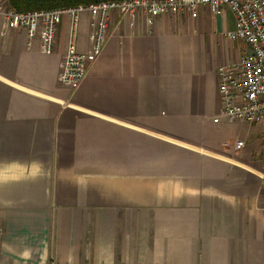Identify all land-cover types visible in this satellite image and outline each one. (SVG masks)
<instances>
[{"label":"crops","instance_id":"1","mask_svg":"<svg viewBox=\"0 0 264 264\" xmlns=\"http://www.w3.org/2000/svg\"><path fill=\"white\" fill-rule=\"evenodd\" d=\"M235 28L229 8L113 13L65 87L70 20L46 56L0 16V264H264V129L215 122L218 69L249 52ZM91 31L81 14L79 52Z\"/></svg>","mask_w":264,"mask_h":264},{"label":"built area","instance_id":"2","mask_svg":"<svg viewBox=\"0 0 264 264\" xmlns=\"http://www.w3.org/2000/svg\"><path fill=\"white\" fill-rule=\"evenodd\" d=\"M203 6L216 16L223 15L229 8L235 15L236 28L228 32L227 37L249 47L242 60L218 69L222 108L215 122L224 119L264 129V0H121L32 12H19L0 5V16L6 28L25 30L30 39L39 36L41 52L46 56L56 52L58 28L68 18L70 36L61 63L60 82L65 87H75L85 79L88 65L101 56L113 13L127 18L130 26L135 27L141 15L153 24L163 16H195ZM83 13L91 17V48L87 53L77 49L79 16ZM244 146L245 143L239 141L236 149Z\"/></svg>","mask_w":264,"mask_h":264},{"label":"trees","instance_id":"3","mask_svg":"<svg viewBox=\"0 0 264 264\" xmlns=\"http://www.w3.org/2000/svg\"><path fill=\"white\" fill-rule=\"evenodd\" d=\"M101 1L120 0H8V6L19 12H32L75 5H90Z\"/></svg>","mask_w":264,"mask_h":264},{"label":"rangeland","instance_id":"4","mask_svg":"<svg viewBox=\"0 0 264 264\" xmlns=\"http://www.w3.org/2000/svg\"><path fill=\"white\" fill-rule=\"evenodd\" d=\"M103 2V1H101ZM96 3V2H95ZM98 3V2H97ZM8 6V5H7ZM77 6H81V5H75V6H68V7H77Z\"/></svg>","mask_w":264,"mask_h":264}]
</instances>
